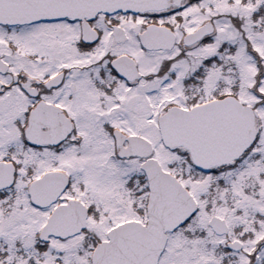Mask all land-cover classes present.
<instances>
[{
  "label": "snow or ice",
  "instance_id": "snow-or-ice-1",
  "mask_svg": "<svg viewBox=\"0 0 264 264\" xmlns=\"http://www.w3.org/2000/svg\"><path fill=\"white\" fill-rule=\"evenodd\" d=\"M0 264H264V0H0Z\"/></svg>",
  "mask_w": 264,
  "mask_h": 264
}]
</instances>
